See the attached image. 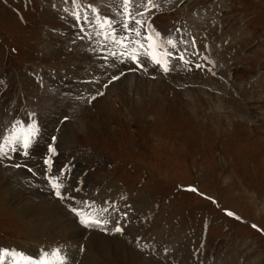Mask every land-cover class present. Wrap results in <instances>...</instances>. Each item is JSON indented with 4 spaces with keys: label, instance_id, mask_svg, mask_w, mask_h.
<instances>
[{
    "label": "rangeland",
    "instance_id": "obj_1",
    "mask_svg": "<svg viewBox=\"0 0 264 264\" xmlns=\"http://www.w3.org/2000/svg\"><path fill=\"white\" fill-rule=\"evenodd\" d=\"M154 3L131 9L142 22L134 26L152 39L124 48L96 36L98 19L77 24L74 17L92 19V5L120 32L122 0H0V140L16 121L20 136L33 121L37 127L46 118L52 126L36 128L27 149L13 143L0 154V249L35 260L73 246L78 252L65 251L62 264H84L95 235L121 247L119 257L93 255L96 264H264V0ZM146 51L171 53L158 57L169 71ZM137 53L142 67L129 58ZM38 141L47 149L42 171L32 162ZM55 165L61 176H75L60 188L67 198L49 189ZM7 176L9 190H34L35 199L65 209L59 213L74 208L122 230L85 227L73 211L67 216L77 226L57 215L62 228L36 229L4 197ZM95 177L118 190L92 189L88 178ZM135 200H148L149 209L131 224L141 211ZM132 225L141 228L132 232Z\"/></svg>",
    "mask_w": 264,
    "mask_h": 264
},
{
    "label": "snow or ice",
    "instance_id": "obj_2",
    "mask_svg": "<svg viewBox=\"0 0 264 264\" xmlns=\"http://www.w3.org/2000/svg\"><path fill=\"white\" fill-rule=\"evenodd\" d=\"M73 3H75V0H73ZM123 4V10L125 13V20L121 24V31L117 32L115 25V21L110 18L109 16H102L100 14V11L93 7L92 5H87L86 8L89 9L93 13V18L90 19L88 16H83L79 13H74V17L77 20V24L80 23L81 20L85 24L93 23L94 20L98 19L100 21L98 27L99 31L96 32L97 37H102L105 41H108L114 45H121L124 48H127L128 44H136L139 46V48L144 47V41H149L152 39V37L147 35H142L141 32L137 27L134 25H140L142 26V22L140 20H136L132 14V7H140L144 6L145 10H150L147 5H151L155 7L154 0H147V5L143 4V0H140V3H135V0H122ZM142 15V13H141ZM81 31H84L83 28H81ZM133 35L135 37H138L139 39L134 40L132 37ZM158 35V34H157ZM127 42V43H126ZM167 45L175 46L173 45L172 40H167L165 42ZM102 47H107L106 44L102 45ZM161 47L160 44H149V48L153 49H159ZM110 55L116 56L117 54L115 52H111ZM120 55H127L126 52H121ZM145 58L151 60L153 63L159 65L161 69L164 72H168L169 68L166 66L167 61L165 60L163 63L161 59H159V56H170L171 53H159L157 52L155 55H153L152 52L146 51L143 53ZM134 63H137L138 67H142L143 65L139 61V54H133L129 57ZM107 59V57H105ZM180 59H183V57H180ZM113 79H118V77H113ZM20 121H16L13 125L11 132L9 135L4 136L2 140H0V154H4L5 147L9 144H21L22 146L27 149L32 139L35 137L36 134V126L35 122L32 124L27 125V130L24 132L23 136H20L17 133V125H20ZM56 137H52V140L55 141ZM14 150V149H12ZM49 153L55 154V149L50 144L48 147ZM44 163L46 165L51 166V160L45 159ZM16 167H20V165H15ZM31 171V170H29ZM62 175V174H61ZM61 175H51L47 176L46 179L48 180L49 185L54 190V194L59 197L63 198L60 192V188L63 185V180L61 179ZM195 191V189H192ZM75 213L76 216L79 217V222L84 225L85 227H91L94 224H99L100 221L98 220H91L86 219L83 217L79 212H77L75 209H71ZM229 216L233 215L231 212L227 213ZM255 228L256 225H253ZM122 229L117 227L115 228L116 232H120ZM6 260H10L12 264H62V257L60 254L59 249H54L51 252L48 251H42L38 257L34 258L31 256L26 255L23 252L10 250V249H0V264H5Z\"/></svg>",
    "mask_w": 264,
    "mask_h": 264
},
{
    "label": "bare ground",
    "instance_id": "obj_3",
    "mask_svg": "<svg viewBox=\"0 0 264 264\" xmlns=\"http://www.w3.org/2000/svg\"><path fill=\"white\" fill-rule=\"evenodd\" d=\"M100 7V5H98ZM92 70H94L93 68H90ZM134 72V71H133ZM131 73V72H130ZM132 93V92H131ZM48 118V116H47ZM38 121V120H37ZM34 122V121H33ZM54 122H56V118L55 119H52V124H54ZM32 124V123H30ZM57 124V122H56ZM61 126V125H60ZM57 127V125H56ZM55 127V129H56ZM38 130H46V129H51L52 126L49 125V120H47L46 118L44 119H40L39 120V123L36 127ZM54 128V127H53ZM54 129V130H55ZM53 133V132H52ZM57 136V135H56ZM55 136V137H56ZM40 138V137H39ZM41 140V139H40ZM48 140V139H46ZM45 141V140H44ZM43 143L42 141H38L36 142V146H35V149H34V161L32 162H39L38 165H35L36 166V169L39 170V171H42V168H43V165H42V162H40V158L46 154V150L47 149H44L43 148ZM29 155V154H28ZM50 157V156H49ZM45 164V163H43ZM59 168H61L60 165H55V168L54 169H57L58 170V175L59 174ZM32 169V168H31ZM74 170V169H73ZM72 170V171H73ZM77 170V168L75 169V171ZM20 172V171H19ZM31 172V171H30ZM37 172V171H36ZM68 172V171H67ZM56 173V172H55ZM82 173V172H80ZM43 175V174H42ZM41 175V177H42ZM67 176H70V180H67ZM67 176H61V179L63 180V182H70L72 179L75 178V176L71 175V174H67ZM78 179V178H77ZM76 179V180H77ZM93 179V180H92ZM100 178H88L89 182L92 184L91 188L92 189H95V190H103L106 194V192H109V193H114V191L118 190H113L114 189V186L110 185V184H107V183H104L103 181H100L99 180ZM18 180V179H17ZM76 180H75V187H73V189L71 191H74L77 189L78 187V184L76 183ZM97 180H99L100 185H97V183L99 184V182H97ZM6 185L5 187L2 189L3 192H5V195L4 197H7L8 199H11V202L12 204H15L16 207H17V211L20 212L21 216H23L24 218L25 215L27 217H29L28 219L34 223V227L36 229H39L43 232H51L52 230H54V228H56V225L58 226V228H62V223L60 220H58V224H56L55 220L57 219V215H60L59 218H61L63 221H66L71 223L72 226H77L76 223H73L69 220V217L67 216L68 213L72 212H68L63 214L62 212L59 213L61 210H65V209H62V207L60 206H57V205H53L49 202H45L44 201H41V200H38V199H35L34 198V190L33 191H26V192H22L21 190L18 191L16 189L14 190H9V187L11 184H12V178L10 176H7L6 178ZM27 181V179H26ZM30 181V180H29ZM43 181V180H42ZM91 181H96V182H91ZM44 182V181H43ZM88 182V183H89ZM5 183V182H4ZM19 183V182H18ZM23 183V182H22ZM39 183V182H38ZM87 185V184H86ZM90 185V184H89ZM32 186V185H31ZM43 186V185H42ZM65 188H63V192L65 191L67 185L63 183V185ZM100 187V188H96V187ZM28 187V185H27ZM41 189V188H40ZM51 190H53L51 187L49 188ZM31 190V189H30ZM62 190V189H60ZM113 190V191H111ZM38 192V191H37ZM69 192V191H68ZM26 193L30 194L28 197H30L29 199H27V195ZM43 193V192H41ZM116 193V192H115ZM63 194V193H61ZM104 194V193H103ZM36 195V194H35ZM67 195L68 193L65 192L63 194V196L65 198H67ZM110 195V194H109ZM111 196V195H110ZM128 196V195H127ZM46 197V196H45ZM111 199V198H110ZM127 199V198H126ZM140 199V198H139ZM63 200V199H62ZM76 200V197L73 198L71 201L74 203V201ZM96 200V199H95ZM60 202V201H59ZM54 203V202H53ZM134 208L137 209L138 211L141 209V211H139V213H136V217L134 219L131 220V224L132 222H136L138 221L141 217H145L147 211L149 209V202L148 200H135L134 202ZM89 204V203H88ZM110 204V203H109ZM81 205H83L81 203ZM73 206V205H72ZM75 206V205H74ZM151 207V206H150ZM67 209V208H66ZM71 209V208H70ZM74 209V208H73ZM113 210L111 208H106V213L107 214H110ZM123 212V210H121ZM137 211V212H138ZM143 211V212H142ZM127 212H130L128 208H126V213ZM135 212V211H134ZM74 213V212H73ZM104 213V212H103ZM75 214V213H74ZM130 214V213H129ZM93 217L95 216H98L99 213L98 211L96 212H93L92 213ZM91 215V216H92ZM135 215V214H134ZM154 215V214H153ZM102 217V216H101ZM113 218V217H112ZM142 219V218H141ZM145 222V221H144ZM148 224V223H147ZM69 225V224H68ZM143 225V224H142ZM149 226V225H148ZM70 227V226H69ZM145 227V226H144ZM140 225L138 226H135V225H132L130 227L131 231L132 232H136L140 229ZM151 226L147 227V231L150 233V236L151 235H155V233H153L154 231L150 230ZM72 230V229H71ZM76 232V231H75ZM156 232V231H155ZM41 235V234H40ZM82 236V235H81ZM74 238H76V236H72ZM90 237V236H89ZM41 238H43V236L41 235ZM151 238V237H150ZM44 239V238H43ZM92 241V250L89 249V251L87 252L89 255L84 258L83 260L81 259V261H83L84 264H96V259H92L93 255L94 256H98L100 255H105V253H107L108 255H117L118 257L120 256L121 254V247L119 246L118 243H116V241H112L111 239L105 237V236H95V235H92L90 237V242ZM147 241V240H146ZM151 241V240H150ZM148 242V241H147ZM74 247L72 246H67V248L63 251V253L65 251H69V253L71 255H74V252H78L77 249H73ZM77 248V247H76ZM62 253V251H60ZM123 253V252H122ZM79 254V253H78ZM62 256V255H61ZM85 256V255H84ZM74 259H77V256H73ZM79 259V258H78Z\"/></svg>",
    "mask_w": 264,
    "mask_h": 264
}]
</instances>
